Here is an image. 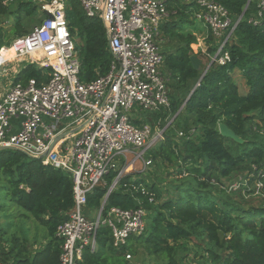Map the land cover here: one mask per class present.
<instances>
[{
	"label": "trees",
	"instance_id": "16d2710c",
	"mask_svg": "<svg viewBox=\"0 0 264 264\" xmlns=\"http://www.w3.org/2000/svg\"><path fill=\"white\" fill-rule=\"evenodd\" d=\"M66 1L81 61L80 79L90 82L106 75L114 60L105 26L101 18L88 17L79 0ZM220 1L234 21L248 2ZM168 7L171 15L160 33L172 45L163 52L162 65L170 106L144 115L154 124L168 126L164 138L148 149V157L175 170L163 186L154 180L144 185L132 180L134 174H126L107 199L119 169L106 174L88 193V207L98 210L104 205V213L114 206L143 208L146 227L142 234L115 246L112 229L100 226L98 248H86L80 264H128L127 254L141 243L159 258V264H264V18L257 25L248 21L255 9L252 2L223 50L230 59L220 63V55L213 60L218 48L211 34L202 53L196 34L177 32L179 23L192 12L190 4L170 2ZM39 10L38 0H0V48L28 33L24 20L36 17ZM10 17L13 21L6 25ZM192 55L201 59V69L193 67ZM51 72V67L29 63L17 81L34 78L42 83ZM221 123L243 141L223 136ZM240 179L238 188L231 187ZM255 182L259 187L252 186ZM254 192L262 198L258 204L246 198ZM0 199L5 208L13 203L46 231L44 243L33 248L26 235L10 231V224L1 222V258L8 264H60L62 239L56 232L75 203L70 174L18 150H2ZM3 207L0 202V212Z\"/></svg>",
	"mask_w": 264,
	"mask_h": 264
},
{
	"label": "built area",
	"instance_id": "2783aa9c",
	"mask_svg": "<svg viewBox=\"0 0 264 264\" xmlns=\"http://www.w3.org/2000/svg\"><path fill=\"white\" fill-rule=\"evenodd\" d=\"M79 1L88 17L104 23L114 57L106 75L90 82L80 79L81 61L67 20L66 0H38L45 18L0 48V76L4 64L24 55L40 67L52 68L45 82L15 81L0 91V146L15 147L72 177L74 207L56 232L62 239L60 264H80L86 248L96 250L100 226L112 229L115 246L145 230L143 208L114 206L104 213V205L98 210L88 207V193L114 169H119L115 187L128 166L138 161L145 168L153 164L146 154L163 139V131L154 134L150 124H135L141 118L133 110L145 114L170 106L159 44L161 25L171 15L169 3L190 4L194 16L210 29L218 48L213 60L220 55V63L230 59L223 50L241 20L234 21L220 0ZM248 2L247 10L255 3L248 21L261 24L264 0ZM241 184L240 179L231 187ZM0 264H8L1 258V248Z\"/></svg>",
	"mask_w": 264,
	"mask_h": 264
},
{
	"label": "rangeland",
	"instance_id": "374dc122",
	"mask_svg": "<svg viewBox=\"0 0 264 264\" xmlns=\"http://www.w3.org/2000/svg\"><path fill=\"white\" fill-rule=\"evenodd\" d=\"M45 18L43 11L39 10L38 14L34 18H27L24 20V26L27 30H32L35 25H37L39 22H41V19ZM174 19V18H173ZM13 21L12 17H10L8 23L6 25H10ZM179 28H177V32L188 35V34H196L198 45L197 47L202 49V53H205L207 49V41L206 37L211 34L210 29L207 27V25L200 19L194 16V14L191 12L187 15L186 19H184V22L179 23ZM212 35V34H211ZM212 42H215V39H212ZM159 44L162 49V52H166L169 48H172V45L168 44L167 39L164 40L159 39ZM196 45H193L195 48ZM197 48V49H198ZM203 62L205 64L208 63V59L205 55L201 56ZM29 63H32V58L29 55H24L19 57L18 59H13L7 64H4L2 66V69L5 70L4 73L0 76V91H4V89H9L15 81H17V76L22 69V67H25ZM162 70V66L160 67ZM240 81V80H238ZM242 84V82H240ZM239 83V84H240ZM242 88L243 85L241 86ZM133 113H136L140 116V118L143 121V118H145L144 113L140 112L138 108H135L133 110ZM174 118H171L169 121V124L174 121ZM135 124L138 122H134ZM140 124V122H139ZM150 126L152 127L153 133L160 131H165V129L168 126H165L164 128L161 126V123H151ZM181 133V132H180ZM179 133V135H180ZM181 136V135H180ZM164 138V137H163ZM26 155V154H25ZM148 156V153L146 154ZM27 156V155H26ZM28 157V156H27ZM132 158V155L130 156ZM175 170L174 166H166L164 164H161L160 161H155L151 166L148 168H145L142 164V161H138L135 163V165L128 166L126 168V174L132 173L134 174L132 176V180L141 181L144 185L150 183V180H154L158 182L159 185H164L169 179H171V172ZM243 177V175H238L237 177ZM237 181V180H235ZM234 181V182H235ZM258 184V183H257ZM255 182L253 187L258 186ZM259 187V186H258ZM237 196L234 195V198ZM248 199V203L250 204H258L262 201V198L258 192H254L253 194L246 197ZM3 199H0V202L4 204V207L1 210V214L4 216V219L1 218V222L10 224V231L19 234L26 235L29 239L30 244L32 247H39V244L44 243V236L46 234L45 229L36 223L30 215H26L21 210L17 208L16 205L13 203H10V206L5 208V203L3 202ZM96 210V209H94ZM1 216V215H0ZM6 217V218H5ZM131 257H127L128 264H159V258L155 255H152L150 253L149 248L146 246V244L141 243L137 244L135 247L134 252H130Z\"/></svg>",
	"mask_w": 264,
	"mask_h": 264
},
{
	"label": "water",
	"instance_id": "95a60500",
	"mask_svg": "<svg viewBox=\"0 0 264 264\" xmlns=\"http://www.w3.org/2000/svg\"><path fill=\"white\" fill-rule=\"evenodd\" d=\"M248 3H249V2H248ZM248 3H247V5H246V7H245V9H244V11H243V13H242V15L240 16L241 19H242V17L245 15V13H246V11H247ZM190 60H191V63H192V65H193L194 68H196V69H201V63H202V61H201V59H200L197 55H192V56L190 57ZM205 72H206V70L203 72L202 76L200 77V80H201L202 77L204 76ZM188 99H189V97H188ZM183 106H184V105H183ZM183 106L181 107V109L183 108ZM219 131H220V133H221L223 136H225V137L232 138V139H234V140H236V141H238V142H242V141H243V139H242L240 136H238L233 130H231L227 125H225V124H223V123H221V124L219 125ZM2 150H18V149L15 148V147H12V146H0V151H2ZM113 188H114V185H112V187L110 188V191H111ZM110 191H109V193L107 194V196H106L105 199L108 198V196H109V194H110Z\"/></svg>",
	"mask_w": 264,
	"mask_h": 264
},
{
	"label": "crops",
	"instance_id": "0c3cea01",
	"mask_svg": "<svg viewBox=\"0 0 264 264\" xmlns=\"http://www.w3.org/2000/svg\"><path fill=\"white\" fill-rule=\"evenodd\" d=\"M148 118H149V115H148L147 118H143V121H142V119H140V121L143 122V123L151 124L152 122H150V120H148Z\"/></svg>",
	"mask_w": 264,
	"mask_h": 264
}]
</instances>
